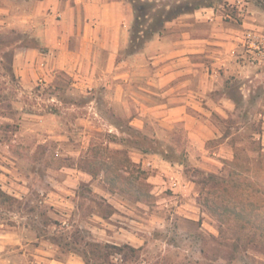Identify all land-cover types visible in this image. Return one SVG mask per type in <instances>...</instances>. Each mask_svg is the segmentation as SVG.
Returning a JSON list of instances; mask_svg holds the SVG:
<instances>
[{"label":"rangeland","instance_id":"obj_1","mask_svg":"<svg viewBox=\"0 0 264 264\" xmlns=\"http://www.w3.org/2000/svg\"><path fill=\"white\" fill-rule=\"evenodd\" d=\"M113 1L132 15L130 34L114 66L98 46L93 90L65 70L24 85L15 49L38 39L0 23V191L19 200L0 196V264H264V0ZM180 1L202 6L154 26ZM151 30L168 42L148 55L140 46ZM188 33L201 40L176 56L193 63L187 89L203 94L189 120L164 124L146 109L160 99L153 56ZM230 94L242 96L239 109ZM236 157L252 187L199 182L203 170L228 176ZM46 234L69 237L91 262Z\"/></svg>","mask_w":264,"mask_h":264},{"label":"crops","instance_id":"obj_2","mask_svg":"<svg viewBox=\"0 0 264 264\" xmlns=\"http://www.w3.org/2000/svg\"><path fill=\"white\" fill-rule=\"evenodd\" d=\"M0 15L7 16H0V23L7 24L12 30L25 33L34 31L38 39L39 44L36 46L17 44L15 49L14 68L24 85L29 86L49 77L53 72L65 70L81 81L88 79L91 90L94 89L92 82L95 78L91 70L97 64L98 46L110 51V65L119 64L120 47L123 39L130 34L128 21L132 18L127 12L126 4L113 0H0ZM64 26L67 28L65 32L62 31ZM74 34L79 38L76 44L69 41ZM198 40L201 39L188 33V36L179 41L182 44L174 47V51L167 56H153L156 58L154 63H158L159 67L149 78L153 92L160 99L146 106V109L161 117L164 124L189 120L188 105L199 104L197 97L203 93L187 89L190 70L194 69L193 63L189 61V57L176 56L180 55L176 52L183 53L188 49L191 44L189 42ZM164 42H168V38L161 39L160 35L155 40L153 37L142 49L151 55L153 45ZM140 50L130 57L142 54ZM125 75L127 73L118 75L115 79H126ZM117 86L119 99L123 100L124 84L117 83ZM228 101L230 107L236 109V104L230 97ZM173 184L177 185L176 182Z\"/></svg>","mask_w":264,"mask_h":264},{"label":"trees","instance_id":"obj_3","mask_svg":"<svg viewBox=\"0 0 264 264\" xmlns=\"http://www.w3.org/2000/svg\"><path fill=\"white\" fill-rule=\"evenodd\" d=\"M146 5L140 4V6L136 7V8H146ZM202 5L199 2H178L176 5H174L173 8H171L170 10H161L159 13H156L154 15L155 18V23L154 26L159 25L161 23V25L163 27H165V24L169 21H172L173 19H175L176 17L182 15V14H186V13H193L195 10L199 9ZM144 15H149L148 13H144ZM143 15H138L137 19L142 18ZM152 31V30H151ZM156 32H158L157 30H153L152 32H148V36L146 37V40L144 41V43H142V45L140 46V49L142 47H144L145 43L147 41H149L150 39L153 38L154 34H156ZM139 50V49H138ZM236 104V109H239L241 107L243 98L242 96L237 97L235 96V94H230L229 96ZM259 133H262V129L259 131ZM244 165H247L245 163H241L239 158H235V160L233 161V172L229 173L228 176L225 175H220L214 172H205L204 170L201 171V173L203 174V177L199 180L200 183H202L204 188L209 187H218L220 189H226L228 188L229 185H232L233 187L236 188H244V189H248L250 187H252L255 182L254 180L246 177L242 171H239L238 169H240L241 167H244ZM249 166V165H248ZM255 167V166H254ZM248 168H252V167H248ZM208 187V188H209ZM0 196L3 197L4 201H7L10 203V205H13L16 202H19V200L17 198H15L14 196L8 195L3 191H0ZM46 231V230H44ZM46 236H48V234H46ZM251 236V235H249ZM48 238L57 243L58 245H62L64 247H67L68 249H77V248H73L71 246V242L69 241V237H66L64 234L57 236V234H53V235H49ZM109 247V246H104V248ZM130 251L135 252V248L129 247ZM122 250V249H120ZM93 251L96 253H102L103 251V247H101L99 244H96L93 247ZM75 252L79 253L86 262L90 263L91 260L88 258L87 252L82 251L80 249L75 250ZM95 264H103V263H95Z\"/></svg>","mask_w":264,"mask_h":264},{"label":"built area","instance_id":"obj_4","mask_svg":"<svg viewBox=\"0 0 264 264\" xmlns=\"http://www.w3.org/2000/svg\"><path fill=\"white\" fill-rule=\"evenodd\" d=\"M253 34L252 33H249V40L247 41L248 42V45L252 48V47H257L258 46V42L255 40V37L256 36H253L254 38H252Z\"/></svg>","mask_w":264,"mask_h":264}]
</instances>
